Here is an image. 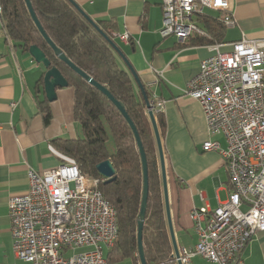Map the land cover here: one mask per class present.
I'll list each match as a JSON object with an SVG mask.
<instances>
[{"label": "crops", "instance_id": "0c3cea01", "mask_svg": "<svg viewBox=\"0 0 264 264\" xmlns=\"http://www.w3.org/2000/svg\"><path fill=\"white\" fill-rule=\"evenodd\" d=\"M73 1L96 23L104 21L109 24V32H115L116 36L108 35L123 54L115 51L119 65L132 77L138 100L145 102L130 68L151 96L165 100L164 108L155 118L165 158L171 219L179 252L182 247L192 249L198 241L191 216L193 208H217L229 200L232 188L221 154L203 150L207 140L219 141L222 148L227 147L226 140L222 135L209 133L200 103L186 95L185 88L198 74L201 61L214 53V45L229 44L243 36L264 37V0H229L227 11L206 9L202 14H194L193 20L205 35L196 32L184 42L160 34L163 0ZM225 12L233 15L234 26L224 24ZM124 33L131 40H122L120 36ZM231 49L230 45L221 47L222 51ZM43 71L45 67L29 52L7 41L0 19V264H28L14 252L10 197L28 190L30 169L40 172L55 169L72 159L57 148L55 139L82 136L74 113L75 87L58 88L57 98L49 101L43 80L39 81L44 79ZM43 106H48L51 112L48 123ZM145 110L148 115V109ZM161 117L164 128L160 125ZM157 165L161 175L159 151ZM162 195L165 205L163 183ZM168 232L170 236L169 226ZM242 258L243 264H264V232L251 239ZM192 263L218 264L200 255L194 256Z\"/></svg>", "mask_w": 264, "mask_h": 264}, {"label": "built area", "instance_id": "2783aa9c", "mask_svg": "<svg viewBox=\"0 0 264 264\" xmlns=\"http://www.w3.org/2000/svg\"><path fill=\"white\" fill-rule=\"evenodd\" d=\"M162 9L160 34L184 42L193 33L205 35L194 14L227 11L229 0H163ZM225 13L224 24L234 26L233 15ZM120 37L131 40L128 33ZM223 45L232 49L222 51ZM212 49L185 94L200 103L209 133L226 140V148L207 140L203 150L221 154L232 190L215 209L193 208L198 241L192 249L181 248L174 256L177 264H193L196 255L218 264H243L245 247L264 232V37L243 36ZM149 101L154 114L165 106L156 96ZM28 179V190L9 199L15 255L28 264H110L105 249L117 239L118 216L100 189L106 178L84 174L69 159L55 169H30Z\"/></svg>", "mask_w": 264, "mask_h": 264}, {"label": "trees", "instance_id": "16d2710c", "mask_svg": "<svg viewBox=\"0 0 264 264\" xmlns=\"http://www.w3.org/2000/svg\"><path fill=\"white\" fill-rule=\"evenodd\" d=\"M31 2L39 21L54 43L74 64L105 86L125 105L137 128L149 166V197L143 227L145 258L147 264H177L165 215L156 138L146 114L145 102L138 100L135 94L131 75L121 68L117 54L106 38L70 0ZM0 6V19L7 41L25 53L29 52L31 45L39 46L51 61V66L57 67L69 85L75 87L74 113L83 134L77 139H55L54 144L71 157L84 174L92 178H102L97 165L105 160H111L116 169L115 180L100 184L101 191L114 205L118 216V236L107 255L110 264L125 259L141 264L138 215L143 193V166L133 129L104 93L55 55L34 23L24 0H0ZM97 23L107 34L110 33L108 23ZM147 94L150 98L151 92L147 91ZM42 110L45 122L48 123L51 119L50 109L43 106ZM159 121L164 128L163 118H159ZM109 133L115 144L114 153L107 145Z\"/></svg>", "mask_w": 264, "mask_h": 264}, {"label": "water", "instance_id": "95a60500", "mask_svg": "<svg viewBox=\"0 0 264 264\" xmlns=\"http://www.w3.org/2000/svg\"><path fill=\"white\" fill-rule=\"evenodd\" d=\"M24 1L26 2V5L29 9V12L31 14V17L34 23L36 24L37 28L39 29L40 33L45 38L47 43L52 47L55 55L61 61L66 63L75 73L80 75L84 80L91 83L94 87H96L98 90L104 93L123 113L124 117L126 118V120L128 121L129 125L131 126V128L133 129L135 133V137L137 140V146L139 148V153L141 155L142 166H143V193H142L140 213L138 215V250H139L141 264H147V261L145 258V252H144V244H143V227H144V222L146 219L148 197H149V166H148L145 149L139 137L137 128L135 124L133 123L132 119L130 118V116L128 115L125 109V105L121 101L117 100L105 86H103L101 83L96 81L91 75L83 71L81 68H79L76 64H74L67 57L65 52L61 48H59L46 33L45 29L43 28L34 10L31 0H24ZM70 1L92 23V25H94V27L106 38V40L113 47V49L117 51L121 56H123L117 44L114 42V40L98 25V23H96L87 13H85L83 9H81V7L77 3H75V1L73 0H70ZM29 54L38 64H41L45 67L46 71L44 73L43 80H44V89H45L46 97L49 101L55 100L57 98V89L68 86L69 85L68 80L65 78V76L62 74V72L57 67L51 66V61L49 60L45 52L39 46L35 44L31 45L29 48ZM130 70L132 74L134 75L141 89V92L143 94L144 101L146 104V108L149 109L148 115L150 117L152 127L154 129V134L156 137L159 156H160V169H161V176H162V183H163L166 216H167V221H168V226H169V231H170L174 253L176 257H178L179 249L175 241V234L173 230V223L171 219V211H170V206H169V194H168V182H167V173H166V167H165V158H164L163 146H162V141H161L157 121L155 118V114L151 110L149 96L147 94L145 87L139 80V77L137 73L133 70V68H130ZM97 170L101 174V176L106 178L105 183L111 182L117 178L116 169L112 161L109 159L99 163L97 165ZM178 264H182V263L179 262Z\"/></svg>", "mask_w": 264, "mask_h": 264}, {"label": "rangeland", "instance_id": "374dc122", "mask_svg": "<svg viewBox=\"0 0 264 264\" xmlns=\"http://www.w3.org/2000/svg\"><path fill=\"white\" fill-rule=\"evenodd\" d=\"M82 134H83V132H82ZM107 145L110 148V150L114 153L115 152V144H114V141H113V137H112V135L110 133H109V138H108V141H107ZM81 250L85 251L87 249L83 248ZM109 251H110L109 249H107V248L105 249L106 255H108ZM112 264H135V262L132 259H125L123 261L112 263Z\"/></svg>", "mask_w": 264, "mask_h": 264}]
</instances>
